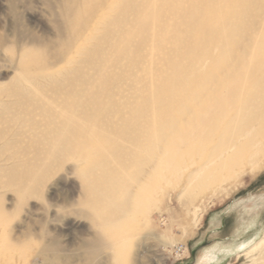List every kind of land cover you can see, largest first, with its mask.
I'll return each mask as SVG.
<instances>
[{"label": "bare ground", "instance_id": "obj_1", "mask_svg": "<svg viewBox=\"0 0 264 264\" xmlns=\"http://www.w3.org/2000/svg\"><path fill=\"white\" fill-rule=\"evenodd\" d=\"M48 2L56 37L27 35L17 55L20 83L0 89V117L45 128L20 149L15 135L8 141L0 132V144L15 147L17 167L35 174L60 155L73 161L83 181L79 204L89 199L94 207L96 231L84 247L88 264H99L95 258L105 249L121 262L137 231L154 225L151 211L164 185L178 186L184 170L179 197L191 202L247 163L254 164L250 172L264 167V0ZM28 80L33 87L24 85ZM1 96L29 103L16 113ZM113 149L123 163L112 164L107 152ZM1 166L17 181V198L42 190L35 178L24 183L17 167ZM6 222L0 212V226ZM3 237L0 246L10 245L0 252L10 260L4 264L29 249L30 239ZM263 244L264 235L249 248ZM223 260L211 249L199 264Z\"/></svg>", "mask_w": 264, "mask_h": 264}, {"label": "rangeland", "instance_id": "obj_2", "mask_svg": "<svg viewBox=\"0 0 264 264\" xmlns=\"http://www.w3.org/2000/svg\"><path fill=\"white\" fill-rule=\"evenodd\" d=\"M48 1L0 0V89H11L20 83L17 55L20 46L30 40L27 35L39 39L56 37L55 19ZM249 8L251 4L246 8L251 15L256 7ZM249 20L248 17L244 21V30L251 29H246L248 24L252 26L253 21L246 23ZM243 36L236 40L240 42ZM233 40L234 37L226 42L230 44ZM228 53L223 54L228 56ZM32 82L35 83L34 78ZM24 85L33 87L29 80ZM18 98L1 96L20 113L29 102L18 103ZM17 122L0 117V132L6 134L4 139L11 141L9 137L15 135L19 138L15 144L19 149L26 145L29 136L37 137L45 128L41 123L38 127L28 123L26 127ZM3 147L0 146V180L7 179L9 184L5 188L0 185V212L7 214L6 224L0 226V243L5 235L12 243L30 239L29 249L24 255L16 256L11 264H88L84 247L95 235L96 226L91 218L94 207L89 199L86 204H79L82 196L85 197L81 194L83 181L74 172L73 161L67 155H60L55 164L35 174L25 166L17 167V162L11 158L15 147ZM107 156L112 164L114 161L123 163V155L116 149L107 152ZM1 165L17 167V175H23L24 183L37 179L42 190L34 189L22 200L17 198L14 192L18 188L17 181L6 177ZM252 166L254 164L247 163L242 171L223 183L210 185L191 202L179 197L189 172V169L184 170L178 186L164 185L158 208L151 211L154 225L137 231L127 252L129 256L125 254L121 262H113L111 251L105 249L100 250L95 260L99 264H199L205 251L218 252L225 246L237 248L222 264H264V244L250 249L264 235V167L250 172ZM244 243L248 244L243 246ZM9 246L2 244L0 252L7 253ZM45 246L49 247L46 251ZM9 261L0 258L1 264Z\"/></svg>", "mask_w": 264, "mask_h": 264}, {"label": "crops", "instance_id": "obj_3", "mask_svg": "<svg viewBox=\"0 0 264 264\" xmlns=\"http://www.w3.org/2000/svg\"><path fill=\"white\" fill-rule=\"evenodd\" d=\"M215 252L218 253V256H219V257H225V259H226L229 255H231V254L233 253V252H232L231 254L226 255V254H224V252H222V251H218V252L215 251ZM223 261H224V260H223ZM223 261H222V262H223Z\"/></svg>", "mask_w": 264, "mask_h": 264}]
</instances>
